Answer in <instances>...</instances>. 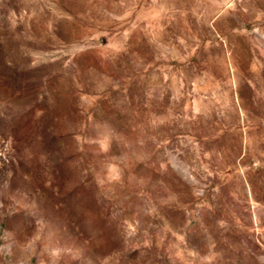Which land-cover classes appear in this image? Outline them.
<instances>
[{
  "label": "rangeland",
  "instance_id": "rangeland-1",
  "mask_svg": "<svg viewBox=\"0 0 264 264\" xmlns=\"http://www.w3.org/2000/svg\"><path fill=\"white\" fill-rule=\"evenodd\" d=\"M0 264H264V0H0Z\"/></svg>",
  "mask_w": 264,
  "mask_h": 264
}]
</instances>
